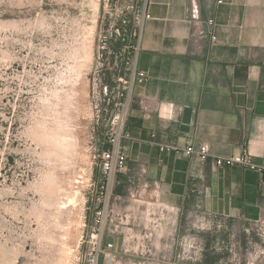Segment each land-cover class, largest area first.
Here are the masks:
<instances>
[{
  "label": "rangeland",
  "instance_id": "obj_1",
  "mask_svg": "<svg viewBox=\"0 0 264 264\" xmlns=\"http://www.w3.org/2000/svg\"><path fill=\"white\" fill-rule=\"evenodd\" d=\"M127 2L0 0V264L89 263L87 229L103 204L98 151L114 98L102 87L110 80L100 71V37L107 35L112 46L125 37L122 19L133 15ZM111 24L124 28L116 33ZM116 191L125 194L124 184L115 185L108 204L114 255H101L98 264L156 256L143 250L149 234L142 216L120 223L128 202ZM177 225L181 231L166 239L173 256L199 260L212 251L210 219L190 216ZM131 226L141 233L127 234Z\"/></svg>",
  "mask_w": 264,
  "mask_h": 264
},
{
  "label": "crops",
  "instance_id": "obj_2",
  "mask_svg": "<svg viewBox=\"0 0 264 264\" xmlns=\"http://www.w3.org/2000/svg\"><path fill=\"white\" fill-rule=\"evenodd\" d=\"M197 1L202 20L214 19L211 28L203 24V37L188 20L190 0H147L151 18L137 58L146 79L131 90L123 140L127 170L118 183H148L171 224L146 222L143 250L154 249L157 257L133 264H264V0ZM203 142L210 145L206 161L158 145ZM244 150L255 168L215 162ZM115 195L128 202L121 212L146 221V205ZM190 216L213 225V249L199 260L167 250L166 239L181 231L177 220ZM242 221L256 229L242 228ZM135 227L125 232L133 234Z\"/></svg>",
  "mask_w": 264,
  "mask_h": 264
},
{
  "label": "built area",
  "instance_id": "obj_3",
  "mask_svg": "<svg viewBox=\"0 0 264 264\" xmlns=\"http://www.w3.org/2000/svg\"><path fill=\"white\" fill-rule=\"evenodd\" d=\"M139 1L141 0H130V2L126 3V10L128 12L133 11V15L131 20L122 19V23L126 24L123 30L126 34L124 33L125 37L120 36L115 39V42H118L117 45L112 46L113 43L107 35L100 37L99 49L101 50L100 61H102L100 71L103 74H111L110 82H102V87L106 94L107 92L108 94H113L114 98L112 99L113 108L111 110L110 130L103 142L102 149L98 151L103 183L101 196L103 199L100 202L102 201L103 204L101 209L96 212L94 224L87 229L85 246L90 249L88 264H98L101 255L105 257L114 255L116 236L114 231L108 233L106 230L109 197L118 183L117 176L127 170V155L123 140L128 136L125 131V124L132 104L131 90L135 84L142 83L146 79V73L137 69V58L141 50V36L144 24L146 20L151 18V14L148 11L147 0H142V3ZM188 20L194 25L197 37L206 35L207 31L204 30L203 24L208 25L209 28L214 25L213 18H209L206 21L202 20L197 0H190L188 4ZM123 28L122 25L121 28L118 25H109V29H114L116 33H119ZM208 34L211 41L216 39L212 32L209 31ZM158 145L161 151L195 155L201 161H206L211 156L208 142H203L198 146L188 144L184 147H178L173 144ZM215 162L218 166L239 164L244 167L255 168L249 154L245 150L239 155L215 157ZM125 195L130 202L137 205H146L144 211L147 223L155 224L158 227L157 221L164 220L166 222L165 225L171 224L167 208L158 202L148 183H131L126 188ZM134 216L135 214L131 210H125L119 215L120 223H129L135 220ZM262 234L264 237V232ZM108 238H111V240L107 241ZM191 247L192 245L188 246L186 251ZM188 259L196 258L191 255ZM249 264L253 263L250 261Z\"/></svg>",
  "mask_w": 264,
  "mask_h": 264
},
{
  "label": "trees",
  "instance_id": "obj_4",
  "mask_svg": "<svg viewBox=\"0 0 264 264\" xmlns=\"http://www.w3.org/2000/svg\"><path fill=\"white\" fill-rule=\"evenodd\" d=\"M116 74V73H115ZM111 74H109V76L107 77L108 78V80H110L111 79V76H110ZM120 175H122V174H120ZM119 175V176H120ZM119 176H118V180H119ZM114 193H115V190H114ZM117 193V192H116Z\"/></svg>",
  "mask_w": 264,
  "mask_h": 264
},
{
  "label": "bare ground",
  "instance_id": "obj_5",
  "mask_svg": "<svg viewBox=\"0 0 264 264\" xmlns=\"http://www.w3.org/2000/svg\"><path fill=\"white\" fill-rule=\"evenodd\" d=\"M63 143V142H62ZM60 146V145H59ZM60 149V148H59ZM68 153V152H67ZM79 156H80V154H79ZM74 178V177H73ZM70 195V194H69ZM64 204V203H63ZM66 204V203H65ZM66 207V206H65ZM64 254V253H63Z\"/></svg>",
  "mask_w": 264,
  "mask_h": 264
},
{
  "label": "water",
  "instance_id": "obj_6",
  "mask_svg": "<svg viewBox=\"0 0 264 264\" xmlns=\"http://www.w3.org/2000/svg\"><path fill=\"white\" fill-rule=\"evenodd\" d=\"M110 240H111V238H108V239H107V241H110Z\"/></svg>",
  "mask_w": 264,
  "mask_h": 264
}]
</instances>
